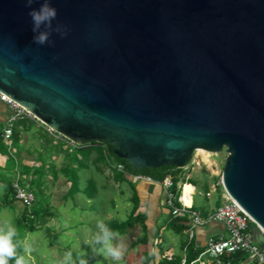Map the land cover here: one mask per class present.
<instances>
[{
	"label": "water",
	"instance_id": "water-1",
	"mask_svg": "<svg viewBox=\"0 0 264 264\" xmlns=\"http://www.w3.org/2000/svg\"><path fill=\"white\" fill-rule=\"evenodd\" d=\"M49 2L57 17L34 32L44 0H0V92L133 171L225 149L223 189L263 252L264 0Z\"/></svg>",
	"mask_w": 264,
	"mask_h": 264
},
{
	"label": "crops",
	"instance_id": "crops-1",
	"mask_svg": "<svg viewBox=\"0 0 264 264\" xmlns=\"http://www.w3.org/2000/svg\"><path fill=\"white\" fill-rule=\"evenodd\" d=\"M10 115V107L0 102V136H2L7 126ZM11 142V146H5L0 150V201H7L10 195L14 196V192L10 193L8 187L18 181L21 186L34 193L35 197L36 194H40L46 199L48 197L49 201H53L55 196L58 195L60 196L59 201L65 202L70 195H75L77 202H90L92 197L87 196L78 187L77 175L84 171V174L91 176L90 183L96 175L98 178L107 180V183L114 181L121 194H129L128 201L135 205L133 211L136 208L135 214L143 215L145 218L144 225L148 230V243L140 246H145L150 253L155 255L156 263L161 258L167 257L171 259L182 252V244L186 241L192 242L195 250L198 248L204 250L197 260L201 264H216L220 262V257L215 258L204 253L209 239L219 240L230 237L223 223L210 221L193 227L191 216L185 214L189 217V226L182 235L176 234L174 230L169 229L172 224L171 217L177 218L185 215H173L172 209L167 203V191L162 183L152 179L151 181L136 180L135 175L112 167V163L110 159H107L106 155L105 160L98 157L97 150L99 148L97 147H100V145L85 144L75 147L67 143L63 137L50 132L40 122L29 117L19 119L15 123ZM103 152L105 153L107 150L103 149ZM184 170L186 172L184 175L185 180L196 181L198 186L181 181L178 183V189L183 184L193 186L194 191L191 196L189 195L191 198L189 206L193 207L195 205L193 202L194 195L203 198L202 201L195 205L197 209H192L199 213L202 219L206 220L214 213L217 207L222 205L223 188L219 189L222 186L217 185L214 178L210 180L209 173L203 171L198 162L195 166L187 167ZM6 174H12V179H8ZM205 184L209 185L208 190H205ZM214 194L218 195L215 205L211 204ZM46 199L45 201H48ZM49 206L51 208V203ZM8 207L14 208L17 216L22 215L24 212V206L17 200H15L13 206ZM112 223L114 222L110 224ZM53 225L59 228L58 230L62 229V225L52 213V216L43 218L38 227L49 229ZM142 226L139 223L135 227L130 228L137 233V238L143 234ZM129 230L123 235H126ZM164 231H172L180 239L170 237L166 242L162 236ZM191 231H193V236H191ZM162 250L163 252H161Z\"/></svg>",
	"mask_w": 264,
	"mask_h": 264
},
{
	"label": "rangeland",
	"instance_id": "rangeland-1",
	"mask_svg": "<svg viewBox=\"0 0 264 264\" xmlns=\"http://www.w3.org/2000/svg\"><path fill=\"white\" fill-rule=\"evenodd\" d=\"M226 157L225 149L217 154L211 153V165H209L204 162L203 156L196 152L188 167L195 166L198 162L202 170L209 173L210 180L216 178L218 184L221 181ZM84 173L82 171L77 175L78 187L87 196L92 197L90 202H77L75 195H70L65 202L59 201L60 196L58 195L53 201H49L48 197V201H45L46 197L36 194L38 205L46 206L51 203V212L62 225V229L58 230L59 228L54 225L49 226V229L39 226L34 230L28 226H19L16 211L14 208L4 205L3 201H0V221H10L16 226L15 240L18 238L24 245L23 255L28 259L29 264H61L69 252H71L72 258L68 264H80L81 260L86 261L87 264H142L148 249L145 246L129 249L132 241L138 236L132 229L126 235H121L122 242L126 247L124 256L119 262L105 259L98 252L101 246L94 242V236L99 232L96 227L97 220H103L107 226L111 222L124 223L133 214L135 205L128 201V193L123 195L118 191V186L114 181L107 183V180L95 175L90 183L91 176ZM6 176L11 180L13 175L6 174ZM217 198L218 195L214 194L211 204L215 205ZM202 200L203 198H199L197 195L193 196L195 205ZM83 225L85 226L83 227ZM162 236L166 242L170 237L180 239L172 231H164ZM120 242V237L113 240V244Z\"/></svg>",
	"mask_w": 264,
	"mask_h": 264
},
{
	"label": "built area",
	"instance_id": "built-area-1",
	"mask_svg": "<svg viewBox=\"0 0 264 264\" xmlns=\"http://www.w3.org/2000/svg\"><path fill=\"white\" fill-rule=\"evenodd\" d=\"M0 102L7 104L11 109V115L2 134L3 140L9 146H11V139L13 136L15 123L19 119H23L26 117L40 122L50 132L55 133L52 129L43 124L29 111H27L25 108L20 106L17 102H15L2 92H0ZM64 140L75 147L78 146L65 138ZM112 167L120 171H124L121 165H112ZM135 179L151 181V178L141 175H135ZM161 183L167 191V203L169 207H171L173 215L184 216L185 214H189L192 218L193 227L203 225L205 222L210 221L221 222L225 225L230 237L228 239L221 238L219 240H215L212 238L209 239L208 246L204 254H209L211 256H214L215 258H218L224 255L234 254L238 251H245L249 253L250 258L252 259L251 263L264 264V251H259L260 245H258L257 241L254 239L252 233L248 232L249 224L252 223L254 225V222L252 221L250 216L226 193L224 189L222 205L217 207L214 213L210 215L206 220H204L201 218L199 213L194 211L192 207L187 205L184 201V188L187 184H183L180 187L181 194L178 198L180 206H176L175 197L170 192V189L173 186L171 178H166ZM217 185H220L223 188L221 181ZM12 186L15 194V199L21 202L24 207H31L36 200L34 193L21 186L18 181H15ZM191 194L192 193H190V196ZM191 236H193V231H191ZM216 264H220V262H217Z\"/></svg>",
	"mask_w": 264,
	"mask_h": 264
},
{
	"label": "trees",
	"instance_id": "trees-1",
	"mask_svg": "<svg viewBox=\"0 0 264 264\" xmlns=\"http://www.w3.org/2000/svg\"><path fill=\"white\" fill-rule=\"evenodd\" d=\"M12 143V142H11ZM12 145V144H11ZM92 145L97 146L100 145L99 150H97V155L100 157V159L105 160V155L107 159H110L111 165H121L125 171L128 173H131L133 175H141L144 177H149L152 180L156 182H163L166 178L170 177L172 180V188L170 189V192L174 195L175 197V205L180 206V203H178V198L181 194V189H178V183L183 182V183H192L195 186H198V183L196 181H186L184 178L185 175V170L184 169H179L174 166H165L159 169H146L144 171H133L131 167L127 164L122 159H119L113 152V147L107 144L103 143H92ZM8 146V144L3 141L2 136H0V150L1 148ZM79 147V146H78ZM103 149L107 150V152H103ZM122 176V175H120ZM215 181H217L216 178H214ZM205 190H208L209 185L205 184L204 186ZM222 187H219L221 189ZM8 191L10 193H13V186L10 185L8 187ZM220 191V190H219ZM10 198L7 201H4L3 204L7 206H13L15 203V194L14 196L10 195ZM193 209H197L195 205L192 207ZM50 206L49 205H38L35 202L31 207H24V212L22 215L17 216L18 218V224L19 226H28L30 227L31 230H34L35 228L38 227L40 221L45 218V217H50L52 216V213L50 211ZM136 208L133 211L132 216L129 218L124 223L118 224V223H112L108 227L111 228L114 231H118L120 235H123L129 230L130 228H133L136 226V224H141L143 225V234L139 236L134 242L131 243L130 249H135L137 246L140 245H146L148 243V230L146 226L144 225L145 218L143 215L135 214ZM188 215H185L184 217H177V218H172L171 217V226L169 227L170 230H174L176 234L182 235L184 230H186L189 226V219ZM252 228L253 224H249L248 232L252 233ZM30 230V231H31ZM15 242L18 244L17 247V253L19 255L24 254L25 247L23 244H21L20 240L17 238ZM258 243V242H257ZM260 245V243H258ZM100 246V245H99ZM182 252L179 254H176L173 256L171 259H168L167 257L161 258L159 262L156 263L155 255L153 253H150L149 251L145 253L143 263L142 264H201L199 261V257L203 253V249L198 248L194 249V245L192 242H184L182 244ZM163 252V250L161 251ZM250 258L249 253L245 251H238L234 254L228 255V256H222L220 257V264H243L245 263L248 259ZM9 264H15L14 260H10Z\"/></svg>",
	"mask_w": 264,
	"mask_h": 264
},
{
	"label": "clouds",
	"instance_id": "clouds-1",
	"mask_svg": "<svg viewBox=\"0 0 264 264\" xmlns=\"http://www.w3.org/2000/svg\"><path fill=\"white\" fill-rule=\"evenodd\" d=\"M28 7L34 3V0H25ZM33 23V31H37L42 25L51 27L52 21L57 17V9L50 6L49 0H44V3L38 10H33L28 13ZM59 30V29H58ZM48 32H40L35 37V42L38 44H45L49 39ZM96 227L99 232L94 236L95 244L100 245L98 252L104 256L105 259L119 262L125 253V244L122 242L118 231L109 228L103 220H97ZM17 236V228L10 221H0V264H9L10 260H14L15 264H29L28 259L24 255L17 253L18 244L15 242ZM117 237L121 238L120 243L113 244V240ZM72 258L71 252L66 254V258L61 264H68ZM80 264H87L86 261L81 260Z\"/></svg>",
	"mask_w": 264,
	"mask_h": 264
},
{
	"label": "bare ground",
	"instance_id": "bare-ground-1",
	"mask_svg": "<svg viewBox=\"0 0 264 264\" xmlns=\"http://www.w3.org/2000/svg\"><path fill=\"white\" fill-rule=\"evenodd\" d=\"M19 104V103H18ZM20 105V104H19ZM21 106V105H20ZM23 107V106H22ZM24 108V107H23ZM30 112V111H29ZM199 154H201L203 156V160L205 163L211 165L210 162V157H211V153L202 149H199L197 151ZM194 191L193 186L190 185H186V187L184 188V201L187 205L191 204V198H190V193H192Z\"/></svg>",
	"mask_w": 264,
	"mask_h": 264
}]
</instances>
